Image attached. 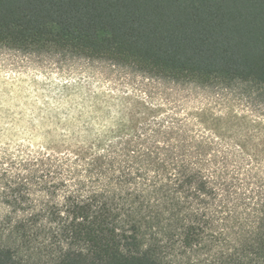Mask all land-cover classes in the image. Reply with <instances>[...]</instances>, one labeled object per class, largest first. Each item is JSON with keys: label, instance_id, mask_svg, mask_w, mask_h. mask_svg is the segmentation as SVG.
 <instances>
[{"label": "trees", "instance_id": "1", "mask_svg": "<svg viewBox=\"0 0 264 264\" xmlns=\"http://www.w3.org/2000/svg\"><path fill=\"white\" fill-rule=\"evenodd\" d=\"M0 47L264 91V0H0ZM157 126L0 146V264H264V124L261 148Z\"/></svg>", "mask_w": 264, "mask_h": 264}, {"label": "rangeland", "instance_id": "2", "mask_svg": "<svg viewBox=\"0 0 264 264\" xmlns=\"http://www.w3.org/2000/svg\"><path fill=\"white\" fill-rule=\"evenodd\" d=\"M146 123L162 125L165 137L189 134L178 138L185 144L205 134L261 148L254 125L264 124V91L176 83L107 61L0 47V146L70 153ZM7 212L0 204V217Z\"/></svg>", "mask_w": 264, "mask_h": 264}]
</instances>
